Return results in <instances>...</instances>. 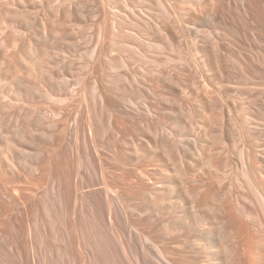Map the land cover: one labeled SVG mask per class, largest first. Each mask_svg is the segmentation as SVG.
Listing matches in <instances>:
<instances>
[{
    "label": "rangeland",
    "instance_id": "rangeland-1",
    "mask_svg": "<svg viewBox=\"0 0 264 264\" xmlns=\"http://www.w3.org/2000/svg\"><path fill=\"white\" fill-rule=\"evenodd\" d=\"M243 221L264 254V0H0L1 264L30 230L51 264L223 262Z\"/></svg>",
    "mask_w": 264,
    "mask_h": 264
},
{
    "label": "bare ground",
    "instance_id": "bare-ground-1",
    "mask_svg": "<svg viewBox=\"0 0 264 264\" xmlns=\"http://www.w3.org/2000/svg\"><path fill=\"white\" fill-rule=\"evenodd\" d=\"M126 7H127V5H126ZM59 184H61V182L59 183ZM58 184V186H60ZM62 187H63V185H61V189H62ZM15 188V187H14ZM61 189H59V192H61L62 190ZM108 190L110 191V189L108 188ZM62 198V197H61ZM61 198H59V199H61ZM59 201H62V200H59ZM202 220L200 219L199 220V222H201ZM249 226H247L246 227V222H245V224H244V221L243 222H241V228H239V230H240V233H241V241L239 242L240 243V245H239V249L238 250H235V249H233V248H230V247H227L226 248V251H227V253L229 254V255H227V261H223V262H221V259L219 258V257H217V258H213V255H212V253H211V259H210V264H223V263H225V264H227L228 263V261H229V263L228 264H263V260H264V254H261V244H260V241L258 240V238H253V237H251V235L249 234V233H251V230L249 231V229H247ZM30 232H31V230H30ZM29 232V234H27V235H30V238H28L29 239V244H27L28 245V247H27V245H26V247L27 248H25L23 245H25V244H19V246L20 245H22V246H20V247H22L23 249L25 248L26 250L24 251L25 252V257H24V255H23V257H22V255H21V253H23V251L21 252L20 250L22 249H19V256L21 255V257H16V258H20V260H22L23 258H25V262L22 260L21 262H24L23 264H51V262H50V260H48L49 258V252H50V250L48 249V246L47 245H45L43 242H42V246H40L41 247V250H42V248H44L43 249V252H44V257H43V259H40V260H38V258H37V250H36V247L37 246H35V243H34V241L31 239V238H33V237H31V235L33 234H31ZM61 234V233H60ZM59 234V235H60ZM64 234V233H63ZM254 235V234H253ZM59 239V238H58ZM60 240V239H59ZM261 240V239H260ZM44 241V240H43ZM62 242V241H61ZM47 243V242H46ZM39 244H41V243H39ZM62 244V243H61ZM14 245V244H13ZM47 246V247H46ZM61 246H63V244L61 245ZM211 246L213 247V244H211ZM240 246H241V248H240ZM215 247V246H214ZM14 248V247H13ZM59 247H57V249H58ZM64 248V247H63ZM22 249V250H23ZM39 249V248H38ZM16 251H18V249L17 248H15V253H16ZM59 251H60V249H59ZM64 252H65V249L63 250ZM40 253V252H39ZM262 253H264L263 251H262ZM62 254H63V252H62ZM64 255V254H63ZM216 255V254H215ZM263 257H262V256ZM219 256V255H218ZM18 260V259H17ZM19 260V261H20ZM19 261H16V262H13V264L15 263H18ZM60 261V260H59ZM21 262H19V263H21ZM151 263V262H150ZM0 264H1V262H0ZM12 264V263H11ZM151 264H155V263H151Z\"/></svg>",
    "mask_w": 264,
    "mask_h": 264
}]
</instances>
